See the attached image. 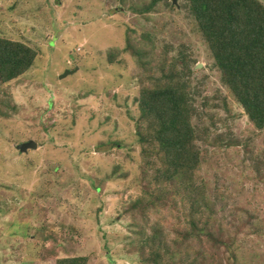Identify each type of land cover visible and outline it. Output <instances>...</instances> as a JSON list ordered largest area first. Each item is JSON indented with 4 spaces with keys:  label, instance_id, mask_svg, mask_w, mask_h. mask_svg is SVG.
<instances>
[{
    "label": "rangeland",
    "instance_id": "rangeland-1",
    "mask_svg": "<svg viewBox=\"0 0 264 264\" xmlns=\"http://www.w3.org/2000/svg\"><path fill=\"white\" fill-rule=\"evenodd\" d=\"M149 1L0 0V33L38 50L29 70L0 85V264H54V257L84 255L87 264H138L129 250L130 219L122 212L137 193L140 164L134 133L139 68L123 50L128 36L138 49L147 41L145 30L173 45L189 43L199 70L195 80L206 75L201 94L221 90L212 108L217 130H230L253 150L264 147V129L251 132L219 83L193 19L179 7L184 0L173 3L177 10L158 3L144 14L135 11ZM110 48L118 50L113 63L106 57ZM29 139L37 149L20 153L16 146ZM226 144L205 158L201 170L228 190L217 219L235 203L251 207L252 222L263 224L237 234L229 263L264 264V180L244 167L240 141ZM38 189L47 193L40 205Z\"/></svg>",
    "mask_w": 264,
    "mask_h": 264
},
{
    "label": "trees",
    "instance_id": "trees-1",
    "mask_svg": "<svg viewBox=\"0 0 264 264\" xmlns=\"http://www.w3.org/2000/svg\"><path fill=\"white\" fill-rule=\"evenodd\" d=\"M148 3L135 11L144 14L158 3L177 10L172 0ZM180 4L208 48L219 83L240 106L251 132L259 133L264 129V2L184 0ZM142 34L147 39L143 47H134L128 36L123 48L139 68L135 74L138 115L134 122L140 161L138 190L122 209L134 235L129 250L137 253L138 264H231L228 250L237 234L263 224L252 222L251 207L242 209L235 203L217 219L218 208L226 210L228 190L205 178L203 162L226 143L240 141L248 160H243L244 167L262 181L264 147L253 150L252 143L233 138L230 130H217L220 119L212 108L221 90L216 87L210 97L201 94L206 75L195 80L199 70L194 69L197 60L189 43L173 45L158 40L155 31ZM158 46L163 50H157ZM37 55L36 47L25 39L0 33V85L29 70ZM117 55V49H108L107 61H118ZM220 100L226 108V97ZM42 184V191H46L50 181ZM34 195L40 205L38 199L47 193L40 195L38 189ZM238 211L245 217L238 218ZM88 260L85 255L54 257V264H87Z\"/></svg>",
    "mask_w": 264,
    "mask_h": 264
},
{
    "label": "water",
    "instance_id": "water-1",
    "mask_svg": "<svg viewBox=\"0 0 264 264\" xmlns=\"http://www.w3.org/2000/svg\"><path fill=\"white\" fill-rule=\"evenodd\" d=\"M175 1L176 0H172V3L175 4L176 3ZM16 147L20 153H23L29 149H32V150L37 149V142L33 139H29V140H26V141L19 143Z\"/></svg>",
    "mask_w": 264,
    "mask_h": 264
}]
</instances>
